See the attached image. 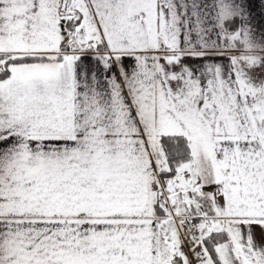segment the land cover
Segmentation results:
<instances>
[{
  "label": "snow or ice",
  "instance_id": "6c2138e0",
  "mask_svg": "<svg viewBox=\"0 0 264 264\" xmlns=\"http://www.w3.org/2000/svg\"><path fill=\"white\" fill-rule=\"evenodd\" d=\"M0 264H264V0H0Z\"/></svg>",
  "mask_w": 264,
  "mask_h": 264
}]
</instances>
